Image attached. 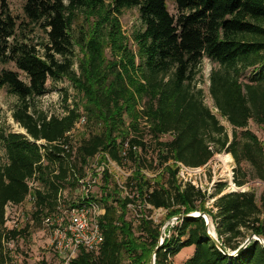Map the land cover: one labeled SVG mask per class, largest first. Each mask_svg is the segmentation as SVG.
Instances as JSON below:
<instances>
[{"label": "trees", "instance_id": "obj_1", "mask_svg": "<svg viewBox=\"0 0 264 264\" xmlns=\"http://www.w3.org/2000/svg\"><path fill=\"white\" fill-rule=\"evenodd\" d=\"M172 1L177 14L170 12L168 0H25L20 17L12 13L9 0H0V88L17 96L13 118L26 130L2 136L8 160L0 165V264H27L11 244L31 235L29 225H6L7 206L30 196L33 223L42 225L56 208L59 189L75 186L67 179L72 152L60 156L66 152L62 143L71 150L76 146L82 164L100 149L133 162L137 189L147 192L155 207L168 209L167 219L207 212L229 250L254 233L264 238V192L259 199L250 189L224 193L226 184L219 182L213 212L206 207V192L190 182L178 184V168L167 164L178 160L201 167L227 150L237 162L234 181L239 187L253 178L264 181V144L249 129L251 120L264 129V0ZM133 7L142 21L133 33L134 45L120 18ZM206 58L218 64L209 75V94L232 126V136L198 87ZM10 64L14 68L6 67ZM249 69L255 73L246 81ZM62 78L73 83L77 97L66 114L49 115L39 108L38 98L48 92L49 82ZM65 96L68 101L69 94ZM81 116L86 117L83 129L76 126ZM143 116L150 127L131 145H141L144 155L132 149L123 155L124 140L130 129L140 131ZM75 129V137L67 135ZM165 135L171 138L163 140ZM145 137L152 140L150 159ZM32 139H45L52 149L45 161ZM149 160L150 167L169 173L167 185L163 173L154 185L145 179L141 168ZM243 161L253 172L244 170ZM32 179L37 185L30 187ZM111 182L105 175L95 196L106 207L100 219L104 242L95 252L81 248L70 264H150L163 224L135 220L129 199L118 196ZM165 233L156 264H174L173 257L187 247L194 252L182 264H264L262 243L252 240L238 255H228L201 216L178 219Z\"/></svg>", "mask_w": 264, "mask_h": 264}, {"label": "rangeland", "instance_id": "obj_2", "mask_svg": "<svg viewBox=\"0 0 264 264\" xmlns=\"http://www.w3.org/2000/svg\"><path fill=\"white\" fill-rule=\"evenodd\" d=\"M109 1V0H108ZM10 8L13 14L23 17V6L25 0H9ZM169 10L173 14H177V9L172 0H168ZM121 22L123 26L124 33L132 41V36L135 30L142 27V21L140 13L137 7L127 9L122 14ZM134 45V43H133ZM7 68H14L12 64L6 65ZM77 67V66H76ZM218 67V64L208 58L203 62L202 77L198 79V87L203 88L205 92V102L212 108V110L218 115L222 124L225 125L230 136H232L233 128L229 122L220 116L218 111L213 105V100L209 94V75L213 68ZM255 73L253 69L246 71L243 76L244 80H249V78ZM22 78H25L23 73ZM48 92L38 98V106L42 110H46L48 114L63 115L66 114V107L72 103L74 97H77L76 90L73 83L68 78H62L56 82H49ZM69 94V99L66 101L65 94ZM18 99L13 93H11L7 87L0 88V165L7 162V156L5 151V145L2 136L8 134L9 132H18L26 134V130L20 126L13 118V111L17 105ZM82 128V126L80 127ZM83 129V128H82ZM249 129L258 135L264 144V129L258 125L255 121H250ZM87 132V131H86ZM241 132V131H240ZM170 135H165L162 137L163 140L170 139ZM173 164L169 163L168 165ZM177 168V164H173ZM237 166V162L233 157L232 153L223 150L217 153L205 166H203L202 171L197 173L193 183L198 188H201L206 192L208 198L206 201V207L208 209L216 212L214 207V200L217 193V184L219 182L225 183L226 188L224 193L240 190V189H250L253 190L259 199L261 194L264 192V181L259 178H253L248 184L239 187L234 181V168ZM242 166L244 170L248 172H253V166L247 162L243 161ZM163 173V182L167 185V181L170 178L169 173L163 169L160 170L159 174ZM176 179L178 184H183L185 182L183 174L180 171L177 172ZM189 182V181H188ZM35 186L37 182L34 180ZM38 185L43 186L38 183ZM196 186V187H197ZM68 192V190H67ZM74 199V196H72ZM35 210V204L29 196L21 204H9L6 208L7 216V226L12 228L16 225L19 227H25L29 225L30 237L26 239H20L17 243H12L11 246L18 248V257L20 262L27 259V264H61V255L58 254L55 247L52 244V236L50 230L45 228L44 224L35 225L33 222V211ZM168 209H157L155 217L157 216L156 222L159 224H164L167 221ZM212 228L215 226L211 222ZM168 228V227H167ZM166 228V230H167ZM194 252L193 247L184 248L179 254L173 257L174 264H182L185 259L191 256ZM129 260L126 264H129Z\"/></svg>", "mask_w": 264, "mask_h": 264}, {"label": "built area", "instance_id": "obj_3", "mask_svg": "<svg viewBox=\"0 0 264 264\" xmlns=\"http://www.w3.org/2000/svg\"><path fill=\"white\" fill-rule=\"evenodd\" d=\"M85 122L86 117L81 116L76 126L81 127ZM138 126L140 131L136 132L134 129H130L129 137L124 140L123 155L129 154V149H132L138 155H144L143 147L141 145L132 146L131 139L139 138L140 132L148 131L150 124L146 116L139 118ZM67 135L72 138L75 137L76 129L68 132ZM32 140L39 145L43 155L42 160L45 161L46 155L52 149L47 147L48 144L45 139ZM142 140L146 144L147 154L145 156L150 159L149 154L153 150L150 147L152 140L148 137ZM62 146L66 152L63 151L59 154L60 156L66 157L67 152H72L69 159L71 162L67 179L74 182L75 186L68 184L65 188L59 189L54 212L46 215L43 220L45 228L51 232L53 246L58 254H62L61 264H70L71 260L79 254L81 248H85L87 251H98L104 242L100 219L105 214L106 207L95 196H97L100 186L104 183L105 175H110L113 179V183L111 182L109 186L116 185L118 196L129 199L127 206L132 211L135 220L144 218L156 222V210L163 208L155 207L145 197L148 196V193H142L137 189L135 181L132 179L136 170V165L133 162L127 159L119 161L111 155L110 151L100 149L82 164L76 160V146H73L72 150L67 143H62ZM150 162L149 160L141 168V171L145 179L149 180L151 185H154L160 170L150 167ZM169 163L177 164L178 171L183 174L185 179L183 184L189 182L194 184L193 179L203 169V166L190 167L178 160H171L167 164ZM153 165H156V162H153ZM29 184L30 187L34 186V179L30 180ZM72 196H74V199H72ZM177 222L178 220L174 219L168 224V227L174 226ZM165 235L168 234L165 233Z\"/></svg>", "mask_w": 264, "mask_h": 264}, {"label": "water", "instance_id": "obj_4", "mask_svg": "<svg viewBox=\"0 0 264 264\" xmlns=\"http://www.w3.org/2000/svg\"><path fill=\"white\" fill-rule=\"evenodd\" d=\"M203 217L205 218L206 224H207V228H208V233L210 234V236L213 238V240L215 241V243L217 244V246L226 254L228 255H238V253L245 249L247 247V245L252 242V240H258L260 243H262V245L264 246V238L259 236L258 234H252L250 235L245 241L244 243L241 244V246H239L238 249L236 250H229L227 249L223 243L219 240L218 238V234L216 232L215 226L212 228L211 222V216L207 213V212H201V211H195V212H190L187 214H179L177 216H173L172 218L168 219L167 221L164 222V224L161 227V237H160V241H159V245L156 247V249L154 250V253L152 255V259L150 261V264H156V254L158 251V248L163 244L164 242V238H165V232H166V228L168 227V224L175 220L178 219H182L185 217Z\"/></svg>", "mask_w": 264, "mask_h": 264}]
</instances>
